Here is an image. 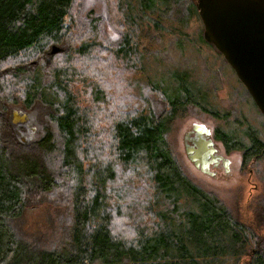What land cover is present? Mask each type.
Returning <instances> with one entry per match:
<instances>
[{"label":"trees","instance_id":"trees-1","mask_svg":"<svg viewBox=\"0 0 264 264\" xmlns=\"http://www.w3.org/2000/svg\"><path fill=\"white\" fill-rule=\"evenodd\" d=\"M112 10L135 28L143 14L184 26L197 12L194 0H0V264H264V195L236 213L186 174L167 139L191 107L204 109L187 88L178 97L160 79L142 85L147 111L120 113L99 136L90 110L68 91L74 66L55 57L83 54L95 43L73 47L65 16L97 30L131 64L142 58L132 35L111 23ZM53 45L60 51L52 54ZM103 93L92 89V101ZM9 106L33 115L43 135L16 138ZM249 130L246 145L215 130L227 152L241 151L242 166L264 158V142ZM136 177L145 189H132ZM115 181L133 196L114 201ZM41 204L63 206L53 216L59 223L51 243L17 232L26 210Z\"/></svg>","mask_w":264,"mask_h":264},{"label":"rangeland","instance_id":"rangeland-1","mask_svg":"<svg viewBox=\"0 0 264 264\" xmlns=\"http://www.w3.org/2000/svg\"><path fill=\"white\" fill-rule=\"evenodd\" d=\"M115 1L112 0V3ZM117 12H110V21L123 34L132 35L134 47L142 54L138 64H131L120 51L115 52L97 30L86 31V24H79L69 16L64 18L65 38L72 41L73 47H79L83 40L93 41L95 45L86 49L83 54L73 51L69 56L57 55L54 59L55 64H73L74 68L70 67L66 77L71 78L67 89L82 109L90 110L96 124L95 134L99 136L103 132L107 133L111 118L115 116L136 109L147 111L142 85L145 87L147 83L160 79L166 85L169 95L178 97L183 95L184 86L196 96L205 110L197 105L191 107L185 117L173 123L167 139L174 154L182 169L195 183L217 195L236 213H245L261 200L259 195H264V158H252L246 166H242L241 151L227 152L224 144L216 138L215 130L219 128L246 145L251 142L247 135L251 128L264 142V115L259 112L222 54L203 39V22L197 12L193 11L184 26L172 20L158 18L156 14H143L142 20L137 21L138 28L134 24L130 27ZM158 20L160 29L154 23H158ZM97 87L103 90L105 96L95 103L90 92ZM92 110H95L94 114ZM15 112L19 116L24 111L19 106H9L6 110L9 120H15ZM1 113L2 111L0 121L3 116ZM25 121H32V116L23 120ZM193 123L203 124L211 130L218 152L229 160L227 172L219 167L215 169L214 176L203 174L188 160L182 138ZM42 135L43 131L36 127L30 138ZM86 168L88 164L84 165V169ZM84 180L83 177V184ZM95 180L96 177L94 182ZM121 185L115 181L111 186L110 194L114 201L124 200L134 194L127 185V190L119 187ZM130 186L133 190L146 188L138 177ZM58 208L60 212L63 206L41 204L27 209L17 222V232L29 239L51 243L58 228L59 222H55L53 218L57 215ZM153 211H156L154 206ZM145 222L152 224L153 220L147 218ZM123 225L129 226L130 223L124 222ZM123 225L117 224L118 227Z\"/></svg>","mask_w":264,"mask_h":264},{"label":"water","instance_id":"water-1","mask_svg":"<svg viewBox=\"0 0 264 264\" xmlns=\"http://www.w3.org/2000/svg\"><path fill=\"white\" fill-rule=\"evenodd\" d=\"M201 22L202 37L214 50L222 54L225 62L232 68L243 84L259 112L264 115V0H194ZM60 51L53 45L51 53ZM31 115L27 112L17 116L10 123L23 122ZM195 128L206 134L208 128L195 123ZM208 140L210 149L197 144L188 159L203 174L213 175L210 162L224 161L228 170V158L214 155L216 148ZM210 155V159L206 157Z\"/></svg>","mask_w":264,"mask_h":264},{"label":"flooded vegetation","instance_id":"flooded-vegetation-1","mask_svg":"<svg viewBox=\"0 0 264 264\" xmlns=\"http://www.w3.org/2000/svg\"><path fill=\"white\" fill-rule=\"evenodd\" d=\"M31 116H32V121L20 122L18 124H15V126H14L16 138H18L23 143H26L29 140H31L30 135L35 131L36 127H38V124L35 121L34 116L33 115H31ZM9 117L10 116L7 115V118H9ZM194 124L195 123L192 124L191 129L189 131H187L182 138V140L184 142L183 143L184 144V152L186 154V157L188 158L189 155H192L194 153V150L197 148V144H200L201 146L205 147L206 149H210V146L207 144V141L212 140L213 146L216 148L214 155H220V156H222V158L225 159L226 157L218 152V147H217L216 143H214L215 139L212 135L211 130L206 126L209 130V132L206 134L205 132H203L201 130H197L195 128ZM210 157L211 156L208 155L206 157V160H209ZM208 166H209V169L211 171H213V175H210V176H214L215 169H217L219 167L222 168L223 171H225V172L228 171V170H226L224 161L222 159H217L216 162H210L208 164ZM228 169H229V163H228Z\"/></svg>","mask_w":264,"mask_h":264},{"label":"bare ground","instance_id":"bare-ground-1","mask_svg":"<svg viewBox=\"0 0 264 264\" xmlns=\"http://www.w3.org/2000/svg\"><path fill=\"white\" fill-rule=\"evenodd\" d=\"M211 165V164H210Z\"/></svg>","mask_w":264,"mask_h":264}]
</instances>
